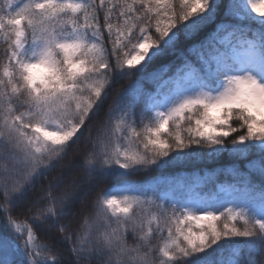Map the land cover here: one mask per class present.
<instances>
[{"label": "snow or ice", "instance_id": "snow-or-ice-1", "mask_svg": "<svg viewBox=\"0 0 264 264\" xmlns=\"http://www.w3.org/2000/svg\"><path fill=\"white\" fill-rule=\"evenodd\" d=\"M0 39V264H65L34 224L69 264H264V0H0Z\"/></svg>", "mask_w": 264, "mask_h": 264}, {"label": "trees", "instance_id": "trees-1", "mask_svg": "<svg viewBox=\"0 0 264 264\" xmlns=\"http://www.w3.org/2000/svg\"><path fill=\"white\" fill-rule=\"evenodd\" d=\"M102 16V14H101ZM3 51H4V44H3V40L0 39V57H2L3 55ZM168 58H159L156 61H154L152 63V65H150L149 67H155L163 62H165ZM127 83H129V77H125L124 79L118 80L116 82V84L113 86L112 91L114 92L115 89L117 88H121L122 86L126 85ZM107 107V105L105 104V108ZM74 148L77 147V145L73 146ZM233 163L232 159L228 156L227 153L223 154L221 157H219L218 159L214 160V161H204L200 164L197 165L198 168H206L208 170H212L218 166H227L229 164ZM242 164V162H241ZM176 171L173 168H166V169H153L150 172L147 171H140V172H136L130 175H117V176H113L111 178H109L108 180L104 181L101 185L100 188H105L106 186L116 182V181H143L146 178H150V177H160L161 174H170L172 172ZM97 191H99V188L97 189ZM93 195H95V193H93ZM12 215L13 216H18V219L21 223H23L28 215H30L29 213H26L24 211V206H18L14 209H12ZM0 216H2V214H0ZM29 223H31V221H29ZM238 226L242 227V223L238 222ZM34 230L36 231V235H37V242L38 243H51L52 245L55 246V248L59 249L65 264H69V262L72 260V255L70 252V246L68 244L63 243L60 240V234L54 229V228H48L45 225H40V224H34L33 225ZM4 231V223L3 220L0 219V232ZM129 242H132V237L131 235H129L128 237ZM155 239L153 240V243H155ZM230 245H224V249L227 248ZM215 255V254H214ZM228 255L225 251V255H224V259H227ZM243 258V257H241Z\"/></svg>", "mask_w": 264, "mask_h": 264}, {"label": "rangeland", "instance_id": "rangeland-1", "mask_svg": "<svg viewBox=\"0 0 264 264\" xmlns=\"http://www.w3.org/2000/svg\"><path fill=\"white\" fill-rule=\"evenodd\" d=\"M121 194V193H120Z\"/></svg>", "mask_w": 264, "mask_h": 264}]
</instances>
